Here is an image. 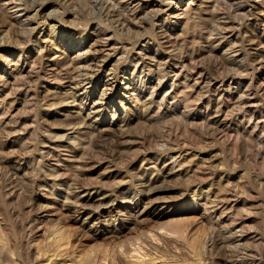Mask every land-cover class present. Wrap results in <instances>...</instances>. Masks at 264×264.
<instances>
[{
    "label": "rangeland",
    "instance_id": "rangeland-1",
    "mask_svg": "<svg viewBox=\"0 0 264 264\" xmlns=\"http://www.w3.org/2000/svg\"><path fill=\"white\" fill-rule=\"evenodd\" d=\"M10 1L32 6L48 0H0V264H81L82 261L90 264H129L130 254L134 253L135 248L139 257L144 258L141 260L148 261L143 264H199L194 261L192 249L201 239L197 233H203V238L205 233L206 236L210 234V223L206 220L216 223L222 219L223 224L229 225L230 218L237 222L232 226L235 233H229L235 235L230 245L232 250L227 251L220 240L211 254L201 258L200 263L231 264L229 258L232 256V260L239 261L237 264H252L250 250L259 251L263 246L260 244L263 240L252 241V236L264 237V131L263 134L262 130L250 134L252 128L242 120L235 119L234 113H239L241 109H233L231 101L232 110L228 112L231 114L222 117V124L229 127V132L237 131L244 138L238 143L235 154L227 140H213L206 136L202 112L209 99L213 101L218 98V93H224L227 98L230 95L237 98L243 94L245 98L249 91H255L254 88L249 90V81L264 75V67L259 70L250 68L248 74L243 71L244 66L251 67L253 56L259 49L258 46L250 45L253 36L260 37L263 34L264 37L262 10L258 2L249 0L248 5L253 11L243 18L230 9V4L220 5L214 11L204 0L201 14L203 20L208 21H205L204 29L218 26L223 18L214 12L223 11L221 9L224 6L225 10L230 9L227 17L235 19L236 26L243 27L245 33L241 32L235 44H231L236 46L233 49L226 50L228 46H225L210 53L206 42L195 44L203 53L200 66L208 74V80L214 82L213 91L201 92L205 95L203 102H200L204 103L203 108L188 112L184 102L173 105L172 99H162L172 81L177 84L184 81L182 77L176 79L175 72L165 77L167 84L160 91L155 104L145 102L151 89L137 95L138 91L134 87L141 83L138 80L131 81L134 69V62L131 61L138 57L136 53L139 52L151 64L144 74L156 80L166 75L160 71L164 63L172 67L179 62L189 64L181 60L173 49L164 50L161 54L156 52L157 41H165L167 30L174 36L188 39V35L182 33L185 18L177 16L178 12L174 9L167 10L163 12L166 15L161 25H156L153 31L140 30V43L134 48L127 46L130 49L118 63L116 58L120 53L112 52L105 71L101 73L104 80L106 74L112 73L109 78L112 86L105 100L108 101V108L102 116H87L84 111L86 126L76 128L74 132L66 115L75 116L83 109L77 105L79 101L60 105L54 103L73 86L70 74L63 70L68 65L78 63L76 54L83 52L79 49L98 47L104 41L101 37L111 36L112 32H108V36L102 35L100 28L107 25L103 21L105 19H100L98 15V7L107 0H71L61 9L64 19L48 17L51 12L44 15H47L48 22L56 23L59 29L56 38L40 36L38 39V33L30 40L21 25L10 24L14 21L11 19L12 10L7 8L11 6L7 4ZM188 1L183 0L180 4L175 2L173 5H181V10ZM200 2L196 0L191 4L194 13ZM165 18L168 19L165 21ZM101 20L102 24L99 25ZM254 27L259 36L253 35ZM68 32V36L61 35ZM122 35L109 41L121 48L132 42L131 38H135L126 33ZM48 38L59 39L61 46L58 51L51 47L53 50L40 53L41 46L49 43ZM238 44H243L244 52H238L241 49ZM193 45L187 44L189 47ZM19 54H22L19 67L25 78L17 77L14 70ZM6 57L14 63L9 64ZM57 59L61 63L56 62ZM111 68L113 71L109 72ZM178 88L180 97L183 95L181 91H188L183 90L182 85ZM102 89L86 100L90 103L99 101ZM75 90L79 94L77 98L81 99L83 90ZM122 101L128 109L127 115L119 103ZM191 101L199 103L198 98H191ZM148 107H151L149 111L145 110ZM113 109H116L114 118ZM180 122L188 125L181 124L179 130ZM94 126L100 127L101 133L93 131ZM185 130L187 132L182 133ZM178 140L186 143V146H181L184 157L180 165L183 162V166L172 163L179 152ZM148 182L151 184L148 185ZM88 193L92 197L85 202ZM224 195L228 197L226 203L230 209L220 214ZM79 196L85 207L81 213L74 208ZM144 205L148 212L140 218L135 212L139 208L143 209ZM215 205L221 210L217 211L216 217L209 216ZM205 208L209 209V213ZM219 215H222L220 219ZM176 219H182L185 232L188 233L184 239L172 231ZM238 235L240 238L245 237L247 244L235 249L237 245L234 242L238 240ZM230 240L227 239L228 242Z\"/></svg>",
    "mask_w": 264,
    "mask_h": 264
},
{
    "label": "bare ground",
    "instance_id": "bare-ground-1",
    "mask_svg": "<svg viewBox=\"0 0 264 264\" xmlns=\"http://www.w3.org/2000/svg\"><path fill=\"white\" fill-rule=\"evenodd\" d=\"M200 1H201L200 2V6L197 7V9H196L197 12L196 13H194V7L191 5L192 3L196 2V0L188 1L187 4L184 5V8H182L181 10L179 9L180 8L179 6H181V5L175 7L173 4L175 2L179 3V4L181 2L183 3V0H179V2H178V0H154V2L153 1H149V0H112V2H111V0H107V1H102L101 2V5L98 7V9H99L98 10V15H99L100 19H102V20L105 19L103 21L107 25V26L104 25L102 28H100L101 32L103 33L102 35L103 36H108V32H112V34L108 38L101 37V40H104V41H102L103 43L101 45H99L98 47H95L93 45L94 47L91 46V47L87 48L86 50H85V48H82V47H81V49H79V50H81L83 52L79 53V54H76V59H77L76 61H78V63L73 61V62H75V64L72 62L73 64L68 65V67L65 66L67 68L65 70H63L64 73L66 71V73H68V75L70 74L69 75V76H71L70 78L73 79L72 80L73 82L71 83L73 86H71L72 88H70L71 89L70 91H66V93L61 94L62 95L61 99H59L57 102L54 101L55 105L65 104V103H68L69 101H72L74 103L79 101V102H77L78 103L77 105L79 107H82L83 109L79 110V112L77 114H75V116H72V117L70 116L69 117V115H66L68 120H69L68 124H70L72 126V129H73L74 132L77 130L76 128H81L83 126H86V118L83 117V112L84 111L87 112V116H90L91 114H96V115L99 114V116H102L105 113V111L107 110V108H108L107 107L108 101L105 102V100H106L107 95H109V90H110L109 87L112 86V83L109 82L110 81L109 78H111L110 76H112V73L111 74L108 73L109 75L106 74L107 76H106L105 80L102 78L103 75H101V73H103V71H105L107 63H108L107 61L112 57V52L114 54L115 53H118V54L120 53V56H118V58H116L117 59L116 62L119 61V59L123 58V55L127 54L128 50L130 49V48H127V46L129 47V45H130L132 48H134L135 45L137 46L140 43V40H139L140 36H141L140 30H142V31H144V30L153 31L154 28L156 27V25L160 24L161 21H163L164 15H166L164 13L167 10L171 11V10L174 9V11L178 12L177 16H183L185 18L184 19L185 20L184 26L182 27L183 28L182 29V33H185L186 35H188V39H183V38L179 37L180 35L179 36H177V35L174 36V34L172 32L169 33V31L167 30L165 41H161V39L159 41H157L156 52L159 51V53L161 54V52H163L164 50L173 49L172 51H174V53L177 54V56L180 55V59L181 60L187 61L189 64H186L184 62H179V64L174 66L176 68H174V67L168 65L167 63H164L163 64L164 68L162 70H160V71H164V73L166 75L164 77L158 78L156 80L153 77H149L148 75L144 74L145 69L147 67H151V64L149 62H147L145 56L142 57L140 55V52H139V53H136L138 57L131 61V62H134V64H133L134 69H133L131 81L138 80L139 83H141L140 86L138 85V87H136V85H135V87H134L135 91L136 92L138 91L137 95H139V94L141 95V94L144 93V91H148V90L151 89V91L149 93V96L147 98L148 100L147 101L145 100V102H148L150 104H155L156 100L158 99L160 91L167 84V82L164 81L165 77H167L171 72H173V73L175 72L176 73L175 74V78L179 80L182 77L184 79V81L182 83L178 82V84L176 83V81H172L171 87L165 90V94L163 95L162 99H165V100H166V98L172 99L174 101L173 105H179L182 102H184L185 103L184 104L185 105L184 108L188 112H191V111H195L196 112L201 107L203 108L202 104H204V103H200V102H203V100L205 98V95H203L201 92H204V90L207 93H210L211 91H213V89H212L213 86L212 85H213L214 82H213L212 79L210 81L208 80V78L206 76L207 73H205V69L200 66L201 59H202V58L200 59V56H202L203 53H202L201 48L195 47L196 46L195 44H198V43L200 44L201 41L202 42H206L209 45L208 48H209L210 53H211V51L213 52V50H215V49H218V48H221V47H225V46L226 47L228 46L226 50H228L229 48L233 49V47H236V46L235 45H231V44H235V41H237L239 39L240 34L245 33V32L243 31L244 30L243 27H240V26L237 27L236 26L235 19L232 20V17H227V16H229L230 9H232V11H235L237 14H241L240 16H243V18L247 17L248 15H251V12L253 10L248 5L249 0H205V1H207L206 3L211 5V7H212V9L214 11L217 10V9L215 10V8H219L220 5H223L225 3L230 4V9H228V10L226 9L225 10L224 6H223V8L221 9L223 11L214 12L216 15L222 16L223 20L218 22V26H212L209 29L208 28L204 29L203 28L204 27V23L206 25V22H208V21L207 20H203L204 18L202 17V14H201V12H202V7L201 6L205 2H204V0H200ZM256 1L258 2V4L261 7V10H262L261 21L264 22V0H256ZM68 2H71V0H48V1H45V2H41V3H36V4L32 5V6L29 5L30 6L29 7V6H24V4H22V3H17V2L15 3L14 1H12V2L10 1L7 4H9L11 6L7 7V8L12 10L11 19L13 18V20H14L10 24L13 25V26L15 25V23L21 25L22 28L24 29L25 34L29 38V40L32 39L33 36L38 34V33H39L38 39H40L41 37L45 38L47 36L49 38H56L57 31L59 30V29H57L56 23L48 22V19L46 17L47 15L46 16H44V15L49 13V12H51V13L48 14V17L49 16L50 17H59L60 19H64V17L62 16L61 9L64 6H66V3H68ZM196 6H198V5H196ZM106 10H107V12H106ZM114 10H116V11H114ZM119 10H121V11L119 12ZM213 10L211 12H213ZM7 13H8V11H7ZM112 13H115V14H112ZM237 14H235V15H237ZM3 15H4V13H3ZM168 15H171V14L168 13ZM212 15H214V14L212 13ZM167 19L168 18H165L164 20L166 21ZM102 20L98 23L99 25L102 24L101 23ZM142 24H146V25L142 26ZM147 26H148V28H145ZM255 26H257V25H255ZM124 31H126V32H124ZM256 31H257V29H256V27H254L253 35H258L259 36L260 34L258 32H256ZM117 32H121V33H117ZM124 33H126L129 36H131V35L135 36L134 40H133V38H131L132 42L130 41L128 44L123 45L121 48L117 47V45H116L117 43H115V42L112 43V42L109 41L110 39H113V38L115 39L119 35H122ZM68 34H69V32L68 33H62L61 35L62 36L67 35L68 36ZM138 34H140V35H138ZM49 38H48V40H49L48 42L49 43L45 44L44 46L43 45L41 46V48L39 50L40 53L49 52L50 50H53V49H51V47H55V49L58 51L59 47L61 46V41L59 39H49ZM234 38H235V40H234ZM188 43L189 44L191 43V44H194V45L192 47H189V46H187ZM251 44L254 45V46H258L259 49H257V51L255 53L256 55L253 56V59H252L253 62L251 63L252 64L251 67H248V66H246V67L244 66L243 67V71L247 72V74L249 73L248 71L250 70V68H252V69H256L257 68L259 70V69H262L264 67V37H263V34L260 35V37L253 36L252 41H250V45ZM239 45H240L241 49L239 48L238 52L239 51L241 52V50L242 51L244 50L243 49V44H238V46ZM144 47H145V45H143L142 48H144ZM244 48H245V46H244ZM61 55H63V54H59V56H61ZM6 58H7L6 60L8 61L9 64H10V62L11 63L13 62L8 57H6ZM21 58H22V54L21 55L19 54V59H17V62L15 63L14 70H16V72H17V75H16L17 77L25 78L24 76H22V69L19 67ZM177 59H179V58H177ZM56 62H60V61H58V59H57ZM161 63H163V62H161ZM163 65H162V67H163ZM63 67H64V65H63ZM160 68H161V66H160ZM157 69H159V67ZM111 71H113V68L109 69V72H111ZM161 76H163V74ZM232 76H233V79H234L235 76L234 75H232ZM56 79H60V78H56ZM192 81L194 82L193 84H192ZM234 81H236V80L234 79ZM177 85L178 86L182 85V87H183L182 89L183 90H188V91H181V93H183V95H181V97H180V95H178V93H179L178 89L179 88H178ZM102 87H103V89L101 91V97H100L99 101H93V102L90 103V102H88L86 100L91 95H93V93H96L97 91L101 90ZM127 87L130 88V86H127ZM248 88H249V90L251 88V91L254 88L255 91L252 92V93L249 91L248 94L244 93L246 99L243 98V94H241L237 98L234 95H230L227 98L224 93H218L219 96H218L217 99H214L213 101L211 99L208 100L207 105H206V109L202 112L203 116L201 115L203 117V119H204V123L202 122V124H203L202 126L204 127V132H205L206 136L207 137L209 136L211 139L213 138V140L214 139H225V140H227L226 142H228V145L231 146V148H232L231 150L234 151L233 153H235V154L237 153L236 151L238 149V143L240 142V140L242 142L244 138L241 137L238 134L237 131L235 133L229 132V127L228 126L225 127L224 124H222L223 123L222 122L223 121L222 117L223 116L227 117V113L230 110H232V108L230 106L231 101H233V105H232L233 109L234 108H237V109L240 108L241 109V110L238 109L240 111V112L238 111L239 113H237V114L234 113L235 114L234 115L235 119L237 121H241L242 120L241 122L247 123L249 125V127L252 128V132L249 131L250 134H254L256 131L258 132L259 130H262V134H263V131H264V75H262L259 79L258 78L251 79L249 81ZM75 89L83 90V93H82L83 97H81V99H79V97L77 98V96H79V94L76 93ZM230 89H231V87H230ZM218 90L219 89H217V91ZM200 95H203V97L200 96ZM197 96H199V97H197ZM191 98H198L199 103H195L196 101H194V103H192ZM70 99H73V100H70ZM162 102H164V101H162ZM119 103L121 104V106L124 107V113L127 115L128 109L125 108L126 104L124 103V101L119 102ZM145 105H147V104H145ZM159 105H161V104H159ZM150 108L151 107H148L145 110L149 111ZM187 114H189V113H187ZM232 114H233V112H232ZM112 115H113V118H114V116L116 115V109H113V114ZM180 116H182V114ZM185 117H187V116H185ZM177 118H179V117H177ZM177 120H179V119H177ZM182 120H184V119H182ZM185 123H187V122H185ZM181 124H184V122L183 123L180 122V124L178 125L179 126L178 127L179 130L181 128ZM191 124H193V123H191ZM184 125H188V124H184ZM93 129H94L93 131L96 130L95 132L101 133V131H99V130H101L100 127H95L94 126ZM174 129H176V127ZM185 132H187V130H185L182 133H185ZM177 133H178V130H177ZM177 133H175V134L177 135ZM168 134L170 135V133H168ZM180 135H181V133H180ZM171 136H173V135H171ZM203 136H205L204 133H203ZM89 138H90V136H89ZM175 139H177V138H175ZM183 142H185V141H181V143H180V141L178 140V145H180V147H178L179 152H178L177 157L173 158V162H172V163L178 164V166L180 165V161H181L182 157H184L182 155L181 150L183 149L184 145L186 146V143H183ZM176 145H177V143H176ZM182 145H183V147H181ZM189 145H190V143H189ZM173 146H174V144H173ZM233 157L235 159H237L236 158L237 156L234 155V154H233ZM182 163H181V165L183 166L184 163L183 164ZM173 168H175V167H172L171 169H173ZM156 171H158V170L156 169ZM155 180H153V181L155 182ZM149 182H148V185L151 184ZM96 192H98V191H96ZM193 193H194V191H193ZM209 196H211V195L209 194ZM209 196H207V198H208V199L206 198L207 200H209ZM91 197H92L91 193L90 194L88 193V198L85 200V202H88V200ZM105 197H107V196L105 195ZM222 198H223L222 199L223 205H222V203L220 204V207L221 206L224 207V208L223 207L221 208L222 211H220L221 209H219V206H218L219 204L218 203H220V202H218V203H216L218 205L217 206L215 205L213 207V209L210 212L209 216L213 215V217H216L217 216V211H220L221 212V213L219 212L220 214H224L227 209H230L229 206L227 207L228 204L226 203V201H228V197L226 195H224V196H222ZM94 199H96V197ZM99 199H101V198H99ZM92 201H94V200L92 199ZM206 201H205V205H207ZM224 201H225V203H224ZM210 202H211V200H210ZM99 203H100V201H99ZM74 208L76 209L75 211L78 212V213H81L82 211L85 210L84 209L85 208L84 207V202L82 200H80V196L77 199V202L74 205ZM205 210L209 213V209L205 208ZM147 212H148L147 206H145L143 209H140V208L137 209V211L135 213H136V216L139 215L140 218H143V217H145V215H147ZM136 216H135V219H136ZM157 216H159V215H157ZM220 216H222V215H219V219H220ZM176 220H175V223L172 224L173 225L172 226V231L177 233L178 234L177 236L179 238L184 239L187 236L188 233L185 232L186 229H184V227H183V224H182L183 222H181L182 219H179L177 221ZM185 221H186V219H185ZM211 221L206 220L207 223L208 222L210 223V228H211L210 234L208 236H206L205 235L206 233H205L204 234V238H203V235H202L203 233L199 234V232H198L197 234H198V236H201V239H199L197 241V245H195L193 248H192L193 244L190 245V249L192 248L193 251H194L193 252L194 255H195V257L193 255V258H195L194 261L197 262V263L199 262V264H201L200 263L201 258L204 257L205 255L207 256L208 253H210L214 249L215 245L220 242V240H222L221 241L223 243L222 246L227 251L232 250V248H230L231 247L230 245L232 244V240L235 239L234 238L235 235L231 236L232 233L233 234L235 233L234 231H232L233 230L232 226L235 223H237V222L234 219H231V218H230V221H231L230 224L231 225L230 224L229 225L223 224L224 221L222 219H220L216 223H214V222L212 223ZM229 233H231V235ZM226 234H229L228 238H225ZM238 237H239V235H238ZM252 237H253L252 241H256V240H261V241L263 240L264 241V237L263 236H262V238H259L260 236H258L257 238L255 236H252ZM191 238H193V236ZM171 239H172V237H171ZM194 239H196V238H194ZM227 239H231V240L228 242ZM244 239H245V237L241 236V238L239 237L238 240H235L234 243L237 245V246H235V249L247 244V243H245L246 239L245 240ZM186 240H187V238H186ZM63 241L65 243L64 239H63ZM263 241H262V243L260 242V244H262L263 246H262V248H260V250L258 249L259 251L250 250V253L252 254V255L251 254L250 255L253 257V262H251L252 264H264V242ZM257 242H259V241H257ZM68 245H66V246H68ZM63 247H64V245H63ZM133 248H130V251ZM140 248L141 247H139V250H140ZM255 249H257V248H255ZM59 250H61V249H59ZM126 250H129V249H126ZM133 252H134L133 254H130L129 252H127L128 253L127 254L125 252V254H127V255L130 254V258L129 257L128 258L130 259L131 262L129 264H131V263H133V264H141L142 262H144L143 260H141V259H144V258H140L139 257L138 253L136 252V248H135V251H133ZM125 254H123L124 257H126ZM140 256H142V255H140ZM257 256H259V257H257ZM124 257H123V259H124ZM229 259H230L231 264L239 263V261L237 259H234L236 261L232 260L233 259L232 256ZM147 262L145 261L144 263H147ZM192 262H193V259H192ZM225 262H226V260H225ZM81 264H90V262L88 263V261H84V262L82 261ZM176 264H178V262ZM182 264H184V263H182ZM186 264H188V263H186Z\"/></svg>",
    "mask_w": 264,
    "mask_h": 264
}]
</instances>
